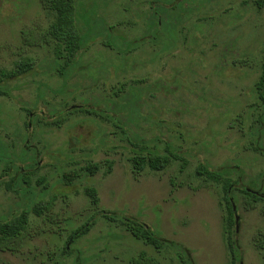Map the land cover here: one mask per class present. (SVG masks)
<instances>
[{"label":"rangeland","instance_id":"374dc122","mask_svg":"<svg viewBox=\"0 0 264 264\" xmlns=\"http://www.w3.org/2000/svg\"><path fill=\"white\" fill-rule=\"evenodd\" d=\"M146 1L76 0L86 47L63 73L66 58L39 36L53 15L38 0H0V68L34 62L8 86L11 97L0 95V221L52 202L48 215L30 214L24 247L0 252V264H131L142 251L179 264L181 251L157 253L102 212L138 218L188 249L195 264H264L256 247L264 240V202L250 205L233 191L240 228L232 255L223 181L198 174L206 165L233 184L242 176L238 189L264 183V103L254 89L264 63V7L257 0H162L180 16L167 49L141 44ZM87 105L106 114L76 112L45 125ZM26 143L34 160L32 151L20 159ZM140 149L178 158L163 171L136 173ZM95 164L90 175L86 167ZM73 172L77 178L64 179ZM88 187L97 190L98 206ZM88 221V234L69 246Z\"/></svg>","mask_w":264,"mask_h":264},{"label":"trees","instance_id":"16d2710c","mask_svg":"<svg viewBox=\"0 0 264 264\" xmlns=\"http://www.w3.org/2000/svg\"><path fill=\"white\" fill-rule=\"evenodd\" d=\"M40 6L49 11L54 17V23L49 26L46 30L42 31L39 35L43 43L46 45L55 44V52L58 55V58H66L64 64L65 68L61 69L64 73L65 70L69 68L70 65L75 63L77 57L85 49V36L77 27L76 13H77V4L76 0H38ZM162 4H159L161 3ZM162 0H147L145 4L148 6L146 12L141 13L145 17V24L147 27L144 37L141 38V44L145 41H150L155 45L163 44L167 46V49L172 45L174 38L176 37V27L179 23L180 16L176 15L173 11L175 7L171 8L164 5ZM167 4V3H166ZM176 4V3H175ZM173 6H176V5ZM257 9H263L264 0H257L256 2ZM184 11V10H183ZM169 21H167V20ZM161 28H165L167 31L165 35H161ZM166 49V48H165ZM65 56V57H62ZM34 62L31 59H26L19 62L14 70L6 71L0 68V95L11 97L10 92L8 91V86L11 82H16L18 79L22 78L24 75L30 73L33 70ZM262 74L255 85V91L258 93L261 101L264 103V63L262 64ZM92 106V107H91ZM87 106H78L71 107L67 110H64L58 113V118L54 121H48L45 125H59L64 120L61 118L63 116H71L76 112L85 113L87 115H92L98 113L106 114L105 111H98L95 109V105ZM30 115L34 114L31 111H28ZM56 115V116H57ZM42 120L45 121L44 117L41 116ZM52 118V117H51ZM264 125V120L262 123ZM139 146V144H138ZM33 152L31 156L34 160L36 156V151L30 149L27 145L22 149L20 159L22 161L29 159V152ZM255 151L263 152L261 147L258 145L255 148ZM264 154V153H263ZM178 158L175 152H169V154H161L160 151L155 150L152 152H145V150L140 149L135 154L132 162L134 165V171L136 173H141L145 168L149 167L153 171H163L166 169L173 159ZM35 166L38 163H34ZM20 167L19 170H21ZM99 167L97 164L88 165L86 167L87 173L90 175L95 174L98 171ZM198 174L201 176H206L213 180L215 183H222L223 181V190H224V200L227 209V220H226V230L228 233L229 249L234 255L239 251V243L237 240V231L235 229V212L233 210V202L236 204V198L233 195V191H239L249 202L250 205H253L259 201H263L259 194H264L262 187L264 183L261 182V185L257 186L254 182H249L246 184V187L237 186L243 182L242 176L239 181L234 184L230 180H223L224 176H227V173L222 171H211L209 166L201 165L198 171ZM242 175V173H240ZM76 173H65L64 179L71 181L74 178H77ZM85 193L91 199L93 205L98 206L99 198L97 196V190L91 187L86 188ZM233 200V202H232ZM52 209V202L48 203H38L35 204L30 210H23L15 216H11L4 221H0V252H12L18 253L24 247L25 241L28 237V225L30 221V214L34 213L37 216L48 215ZM103 218L109 221V223H116L122 228H125L126 232L133 237L135 240L142 241L146 246L151 247L157 253L162 249L166 248H175L177 251H181L183 254L177 255L179 264H195V261L191 255V252L188 249L183 248L182 246L162 238L157 234L150 226L141 222L138 218H127L125 216H120L117 213L102 212L101 215ZM93 223L91 221L86 222L80 227L76 228L72 235L69 238L68 245H73L76 241L91 230ZM257 244V245H256ZM257 249H259L264 255V240H259L256 243ZM68 251H65V255H68ZM131 264H161L156 258L150 257L146 252H140L135 258L132 259Z\"/></svg>","mask_w":264,"mask_h":264},{"label":"water","instance_id":"95a60500","mask_svg":"<svg viewBox=\"0 0 264 264\" xmlns=\"http://www.w3.org/2000/svg\"><path fill=\"white\" fill-rule=\"evenodd\" d=\"M30 126L31 125H29V127ZM232 202H233V200H232ZM233 210L235 212L236 231L238 232L239 228H240V216L237 214V206L234 202H233Z\"/></svg>","mask_w":264,"mask_h":264},{"label":"flooded vegetation","instance_id":"af4514ba","mask_svg":"<svg viewBox=\"0 0 264 264\" xmlns=\"http://www.w3.org/2000/svg\"><path fill=\"white\" fill-rule=\"evenodd\" d=\"M259 197L264 200V194H259ZM237 206V205H236ZM238 209V208H237Z\"/></svg>","mask_w":264,"mask_h":264}]
</instances>
